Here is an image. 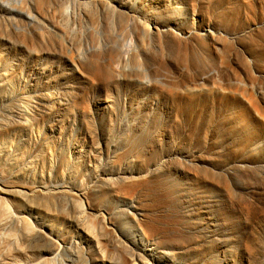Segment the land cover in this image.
<instances>
[{
    "label": "rangeland",
    "instance_id": "obj_1",
    "mask_svg": "<svg viewBox=\"0 0 264 264\" xmlns=\"http://www.w3.org/2000/svg\"><path fill=\"white\" fill-rule=\"evenodd\" d=\"M89 9L58 0L39 31L18 16L42 43L5 52L16 74L6 90L28 81L39 93L45 135L78 174L62 189H90L85 224L98 223L100 247L59 261L264 264V0ZM88 155L108 181L93 184ZM49 227L79 235L62 217Z\"/></svg>",
    "mask_w": 264,
    "mask_h": 264
},
{
    "label": "bare ground",
    "instance_id": "obj_2",
    "mask_svg": "<svg viewBox=\"0 0 264 264\" xmlns=\"http://www.w3.org/2000/svg\"><path fill=\"white\" fill-rule=\"evenodd\" d=\"M11 1L13 6L0 0V264H72L70 259L59 261L71 246L79 249L83 243L92 249L91 243L95 242L100 247V241L90 232L98 223L91 222L89 228L85 224L88 209L93 208L87 199L90 189L78 188L75 193L62 189L64 184L72 185L78 174L70 164H64L59 151L45 135L41 126L46 111L44 100L30 89L32 85L28 81L14 91L6 90L5 84L16 80L12 65L5 62L7 49L19 42L22 48L32 52L42 43L30 35L28 27L20 26L17 17L27 18L29 27L39 31L43 18L40 13L54 9L58 0ZM68 1L78 13L101 2ZM32 2L39 12L36 16L30 14L28 6ZM30 75L32 79L36 76L32 72ZM72 154L76 152L71 149L69 155ZM82 158L84 169L96 172L94 185L109 180L108 174L99 170L96 155ZM55 217L69 219L79 229V235L60 237V232L49 227L50 219Z\"/></svg>",
    "mask_w": 264,
    "mask_h": 264
}]
</instances>
